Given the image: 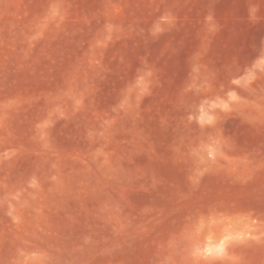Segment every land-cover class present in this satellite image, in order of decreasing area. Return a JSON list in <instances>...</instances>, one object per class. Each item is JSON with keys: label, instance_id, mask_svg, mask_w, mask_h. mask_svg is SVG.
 <instances>
[{"label": "rangeland", "instance_id": "rangeland-1", "mask_svg": "<svg viewBox=\"0 0 264 264\" xmlns=\"http://www.w3.org/2000/svg\"><path fill=\"white\" fill-rule=\"evenodd\" d=\"M0 264H264V0H0Z\"/></svg>", "mask_w": 264, "mask_h": 264}]
</instances>
